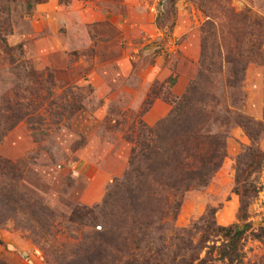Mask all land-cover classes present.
<instances>
[{
	"label": "rangeland",
	"instance_id": "374dc122",
	"mask_svg": "<svg viewBox=\"0 0 264 264\" xmlns=\"http://www.w3.org/2000/svg\"><path fill=\"white\" fill-rule=\"evenodd\" d=\"M149 1L155 10L145 8ZM197 2L0 0V106L15 115L0 141V157L20 176L0 175V188L12 183L20 200L12 220L0 227V264L79 263L88 243L96 246L94 233L105 221L102 204L123 194L138 134L167 117L199 73L207 19ZM230 3L235 13L264 21V0ZM153 19L154 33L144 32ZM242 26L232 24L240 31L222 45L239 60L240 50L251 45ZM259 52L262 62H251L239 78L232 80L231 65L213 77L217 107L204 133L224 140L226 158L210 185L185 193L178 216L169 217L166 243L157 241L159 228L148 229L139 250L108 264L135 263L141 255L155 260L161 251L176 259L179 231H189L196 247L207 221L249 225L243 264H264V40ZM158 101L170 109L150 125L148 114ZM77 210L94 216L70 224ZM222 242L212 237L206 246Z\"/></svg>",
	"mask_w": 264,
	"mask_h": 264
},
{
	"label": "trees",
	"instance_id": "16d2710c",
	"mask_svg": "<svg viewBox=\"0 0 264 264\" xmlns=\"http://www.w3.org/2000/svg\"><path fill=\"white\" fill-rule=\"evenodd\" d=\"M45 1L36 0V4ZM227 3L231 4L230 0H198L197 6L207 19L202 28L199 73L174 103L168 116L153 127H144L138 134L139 141L132 148L129 168L123 179V194L117 196L119 199L112 196L104 201L100 210V215L105 219L104 227L94 233L96 246L92 248L89 242L85 256L76 260L79 263L72 264H108L111 260H122L120 257L140 249L141 237L151 228H159L163 235L157 241L166 243L165 229L169 217H172L171 221L176 219L185 193L207 188L221 168L226 158L225 142L220 136L213 137L204 133L217 107L214 91L218 84L213 77L218 79L225 67L231 65L233 80L236 76L239 78L238 73L243 74L251 62H262L259 51L264 40V21H251L249 17L235 13ZM236 21L243 25L240 28L244 35L249 36L248 43L251 44L249 49L239 52L243 61L231 57L230 49L222 48V45L228 47V38L232 32L239 33L240 29L236 31L232 27ZM12 111L8 105L0 106V141L5 131L12 128L8 127L15 117ZM11 165L8 160L0 157V175L5 174L16 181L20 176L17 168ZM12 186L11 183L8 187L0 188V227L12 220L13 207L20 203L18 191ZM243 197L249 199L248 195ZM246 206L244 202L241 208ZM93 216V211L85 213L77 210L73 212L69 223L78 224ZM134 230H137L138 236L140 233V239H132ZM249 230L247 224L222 227L207 221L200 229L201 237L196 247L187 238L191 235L189 231H179L174 241L178 240L180 244L176 259L170 260V256H165L161 251L155 260L154 255H141L142 261L132 263L127 260L125 264H152L151 261L157 264L156 260H159V264H212L213 261L243 264L242 243ZM125 232L130 239H124ZM212 237H218L223 242L219 246L207 247ZM83 241L87 243L89 237H83ZM131 244H134L133 249ZM205 248L208 251L202 258L201 252ZM66 260L63 263L58 261V264L70 262Z\"/></svg>",
	"mask_w": 264,
	"mask_h": 264
},
{
	"label": "crops",
	"instance_id": "0c3cea01",
	"mask_svg": "<svg viewBox=\"0 0 264 264\" xmlns=\"http://www.w3.org/2000/svg\"><path fill=\"white\" fill-rule=\"evenodd\" d=\"M153 6V4L151 3V1H149L148 3L145 4V8H151ZM155 6V5H154ZM154 6H153V9H154ZM155 10V9H154ZM100 17H105L102 13H100ZM106 19V18H105ZM104 19V20H105ZM148 23H146L145 25H147ZM150 25L146 26L148 27L147 30H145L144 32H149V33H154L153 32V28L155 27L154 26V19L153 20H150ZM121 30H123L125 28V26H121L119 27ZM142 35H145L144 33ZM148 36H151L150 34H148ZM147 84H151L150 80L148 82L147 80ZM179 94V93H178ZM170 109V106L163 103V102H156L153 107L150 109V113L148 114V123L151 125V124H155V122H157L160 118L166 116V114L168 113Z\"/></svg>",
	"mask_w": 264,
	"mask_h": 264
}]
</instances>
